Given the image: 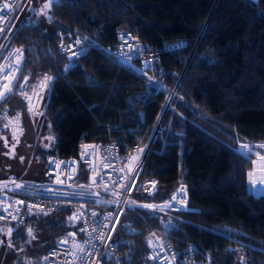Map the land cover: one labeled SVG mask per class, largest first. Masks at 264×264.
Wrapping results in <instances>:
<instances>
[{"label":"trees","instance_id":"16d2710c","mask_svg":"<svg viewBox=\"0 0 264 264\" xmlns=\"http://www.w3.org/2000/svg\"><path fill=\"white\" fill-rule=\"evenodd\" d=\"M39 1L9 31L11 47L24 50L23 70L55 77L42 116L53 140L38 152L42 168L34 180L42 177L45 155L74 156L81 140L132 147L139 137L148 141L160 122L142 180L156 182L148 198L154 201L183 185L187 210L171 217L129 211L126 218L140 231L129 264L146 263L142 239L153 231L176 248L193 245L210 264H264V195L247 190L251 163L238 151L240 144L264 143V0H54L42 22L47 0ZM58 28L96 45L67 68L57 53ZM119 32L158 53L162 88L140 74L136 61L122 63L109 51ZM175 40L184 47L164 50ZM12 104L23 108L19 100ZM70 216L71 206L30 215L13 230L11 244L24 242L27 227L46 228L39 260L76 228ZM170 218L175 228L166 233Z\"/></svg>","mask_w":264,"mask_h":264},{"label":"built area","instance_id":"2783aa9c","mask_svg":"<svg viewBox=\"0 0 264 264\" xmlns=\"http://www.w3.org/2000/svg\"><path fill=\"white\" fill-rule=\"evenodd\" d=\"M20 1L11 0L12 9L0 12V16L7 18L0 20V28L4 29V32L0 33V69H3L0 83H7L4 76L9 79L12 75L18 77L13 83L15 91L0 101V126L9 142L15 146L21 143L26 134L25 115L36 118L44 115L55 80L54 75L49 73H38L32 77L30 73L24 71V50L10 45L9 31L15 20ZM250 1L256 3L258 0ZM4 2L5 0H0V7ZM55 35L58 39L57 53L65 59L67 68L96 45L59 28L55 30ZM183 47L182 40H175L167 43L164 50L173 52ZM107 48L122 63L136 61L140 74L152 77V81L159 88L163 87L164 71L158 65L159 55L150 50L138 37L130 32H119L114 43ZM16 49H21L23 52L19 70H16V58L19 56ZM74 52L77 55H73ZM45 76L53 78L48 89H44L41 84ZM21 84L24 85L23 88H20ZM19 93L31 97V104L35 109L33 113L28 111L29 101ZM13 100L21 101L23 108L13 105ZM18 113L20 114L19 124L16 123ZM5 125L8 126L5 127ZM20 128L23 129L22 133L19 131ZM160 132L158 122L150 141L142 143L139 137L132 147L122 146L116 140L104 143L95 140H81L77 143L74 156L45 155L40 180L0 178V217H3L0 219V228L4 229L0 236L7 233L8 228L14 230L23 225L25 219L30 216L27 207L29 204L36 205L47 213L54 212L61 206H71V216L74 213L83 214L74 221L76 228L55 239L51 247L34 264H129L133 259V250L130 245L135 244V238L140 235L139 229L126 218L129 211L141 209L159 214L158 216L164 214L171 217L175 213L187 210L186 187L183 186L180 193V199L184 203L172 201L173 194L181 188V185L162 201L148 199L155 194L156 185L153 188L151 183L153 181H143L142 172L149 144ZM13 133L18 143L17 139H13ZM138 149H143V152H138ZM133 156H138L139 160L133 162L136 167L130 172L126 164ZM248 173L249 171L246 175L247 190L253 196L264 195L252 189ZM93 177L96 180L95 184L92 182ZM57 178L62 183L57 182ZM125 183L130 187L121 190L120 185ZM16 184H24L25 188L16 189ZM106 186L107 190H105ZM114 192L118 193L119 197L113 195ZM117 198H119V203H108L116 201ZM17 200H23L25 203L16 204ZM132 201H135V206H132ZM165 201H169L173 206L163 211H153L140 206L144 204L162 205ZM36 211L37 208L32 209V212ZM93 212L96 213L95 217L91 215ZM109 215L111 219L105 220L104 218ZM174 228L175 221L170 218L165 224V232ZM81 229H86V231H81ZM69 233H74L75 237L69 236ZM101 233L104 239L99 238ZM64 240L68 242L61 243ZM76 243L83 247V251L75 248ZM142 243L145 247L142 256L145 264H210L208 260L198 257L193 245L176 248L166 234L162 235L153 231L143 237Z\"/></svg>","mask_w":264,"mask_h":264},{"label":"rangeland","instance_id":"374dc122","mask_svg":"<svg viewBox=\"0 0 264 264\" xmlns=\"http://www.w3.org/2000/svg\"><path fill=\"white\" fill-rule=\"evenodd\" d=\"M39 5H42L39 0H21L17 8L13 25L17 26L18 23L27 20V17L30 16ZM44 16H38L40 19L39 22H42ZM46 125L47 124L42 121V117L36 118L25 115V127L28 126L26 134L21 143L15 146L14 153L12 151L13 145L9 142L0 126L1 179L20 177L22 180H34V173L36 175L38 174V176L40 175V171H37V169H39L42 164L39 161L38 152L47 150L53 140L50 141L46 139V137L53 138L51 133L45 129ZM5 141H7V146H5ZM250 147L252 150L248 154L243 153L240 148L238 151L242 156L250 159L251 169L249 172L255 171V178L259 179L260 177H264V161L260 159V155H264V149L259 147L256 149L251 145ZM21 158H23V160ZM251 187L255 189L256 192L264 194V185L257 184V186ZM28 228L29 227H27L25 231L24 242L18 247L13 244L9 247V237L7 233H4V237L0 239V241H3V243L0 244V264H32L38 260L40 251L45 248L49 241L48 232L46 228L43 229L40 226L31 227L33 229V235L36 237L35 239H31L27 233Z\"/></svg>","mask_w":264,"mask_h":264},{"label":"snow or ice","instance_id":"6c2138e0","mask_svg":"<svg viewBox=\"0 0 264 264\" xmlns=\"http://www.w3.org/2000/svg\"><path fill=\"white\" fill-rule=\"evenodd\" d=\"M53 2H54V0H47V2L43 4L39 14L40 15H46L47 14V10L50 8V6L52 5ZM5 9H8V10L12 9L11 0H5V2L3 3V6L0 7V12H3ZM5 19H7V18L4 17V16H0V20H5ZM3 32H4V29L0 28V33H3ZM129 47H131V45H129ZM15 51L17 53H19V56H17V58H16V60H17L16 70H19L20 65L22 63L23 52H22L21 49H16ZM73 55H77V53L74 52ZM0 75H3V69H0ZM4 79L7 80V83H0V101L6 99L9 94H12L15 91V89L13 87V83H14V81H16L18 79V77H16L15 75H12L11 79H9L7 76H4ZM24 79H25V81H27V77H25ZM52 79L53 78L51 76H45L43 78V80L41 81V84H42L44 89H48L50 87ZM148 79H149V81H152V77H149ZM23 87H24V85L21 84L20 88H23ZM19 94L24 96L25 99L29 101L28 111L30 113H33L35 111V109H34V106L31 104V97L26 96L24 93H19ZM37 97L39 98V94H37ZM19 119H20V114L18 113L17 114V118H16V123L17 124H19ZM9 123H12V121H9ZM7 126L8 125H5V127H7ZM19 131L22 133L23 129L20 128ZM13 139H17L15 133H13ZM46 139L51 141L53 138L52 137H46ZM18 142L19 141L17 139V143ZM5 146H7V141H5ZM85 147H95V146H85ZM257 147H259L261 149H264V144L257 145ZM14 149H15V145L12 146L13 153H14ZM240 149L245 154L250 153L251 150H252L251 147L248 144H240ZM137 151L142 153L143 149H138ZM21 159L23 160V158H21ZM260 159L262 161H264V155H260ZM138 160H139L138 156L130 157V159L128 160V162L126 164V167L129 168L130 172L134 171V168L136 167V165H134L133 162L134 161H138ZM254 169H255V165H254ZM248 177H249V183H250L251 186L255 187V186H257V184L264 185V177H260L259 179H256L255 178V171H250L248 173ZM69 179H71V177H69ZM57 182L62 183V181H59V178H57ZM92 182H93V184L96 183L95 177H93V181ZM115 182L116 181L113 179V183H115ZM12 183H15V181H12ZM151 183L153 185V188H155L156 182L153 181ZM81 187H84V186H81ZM125 187H130V185H128L127 183H125L124 185H120L121 190H123V188H125ZM24 188H25L24 184H16V189L23 190ZM105 190H107V186L105 187ZM182 190H183V185H181V188L177 189V192L173 194L172 201H176V202H179V203H184L183 200L180 199V193L182 192ZM49 191H51V190L49 189ZM112 194L116 195L117 197H119L118 193L114 192ZM119 202H120L119 198H117L116 201H109L108 203H119ZM15 203L23 205L25 202L23 200H17V201H15ZM132 206H135V201H132ZM140 206L144 207V208H147V209H151L153 211H156V210L163 211L165 208H170L173 205L169 201H165L162 205L144 204V205H140ZM27 207L29 209V215H39L41 213L44 214V215L48 214L47 212H44V210L42 208H39L36 205L29 204ZM33 208H37V211L36 212H32ZM80 215H83V214L82 213H74L73 216H70L68 219L70 221H75V220L79 219ZM91 215L93 217H95L96 213L93 212ZM0 219H3V217H0ZM104 219L105 220L111 219V216L110 215L106 216ZM81 231H86V229H81ZM94 231H95V229H94ZM3 232H4V229L0 228V233H3ZM27 233H28V236L31 239H35L36 238L33 235V229L31 227H29L27 229ZM7 235H8L9 238H11V236L13 235V229L12 228H8L7 229ZM69 236L75 237V234L74 233H69ZM99 238L100 239H104L103 233L100 234ZM67 242H68L67 240L61 241V243H67ZM2 243H3V241H0V244H2ZM149 243L151 244V241H149ZM11 246H12L11 239H9V247H11ZM75 248L78 251H83V247L79 243L75 244Z\"/></svg>","mask_w":264,"mask_h":264},{"label":"crops","instance_id":"0c3cea01","mask_svg":"<svg viewBox=\"0 0 264 264\" xmlns=\"http://www.w3.org/2000/svg\"><path fill=\"white\" fill-rule=\"evenodd\" d=\"M41 168H42V166L40 165V168H39V169H37V171H38V170L40 171V170H41ZM35 171H36V170H35ZM35 177H36V174L34 173L33 179H36ZM254 197H257V195H256V196H254Z\"/></svg>","mask_w":264,"mask_h":264},{"label":"bare ground","instance_id":"6f19581e","mask_svg":"<svg viewBox=\"0 0 264 264\" xmlns=\"http://www.w3.org/2000/svg\"><path fill=\"white\" fill-rule=\"evenodd\" d=\"M90 50V49H89ZM159 124H160V122H159ZM160 128H161V125H160ZM155 129V128H154ZM153 133H154V131H153ZM153 133H152V136H153ZM160 134V133H159ZM152 136L150 137V139L152 138ZM157 136V135H156ZM150 139H149V141H150ZM154 139H156V137L154 138ZM154 141V140H153ZM152 142V141H151ZM150 142V143H151Z\"/></svg>","mask_w":264,"mask_h":264},{"label":"clouds","instance_id":"9594fccd","mask_svg":"<svg viewBox=\"0 0 264 264\" xmlns=\"http://www.w3.org/2000/svg\"><path fill=\"white\" fill-rule=\"evenodd\" d=\"M259 196V195H258Z\"/></svg>","mask_w":264,"mask_h":264}]
</instances>
